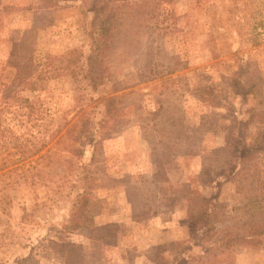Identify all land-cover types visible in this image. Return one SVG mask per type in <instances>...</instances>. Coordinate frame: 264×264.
<instances>
[{
  "label": "rangeland",
  "instance_id": "1",
  "mask_svg": "<svg viewBox=\"0 0 264 264\" xmlns=\"http://www.w3.org/2000/svg\"><path fill=\"white\" fill-rule=\"evenodd\" d=\"M0 116V264H264V0H0Z\"/></svg>",
  "mask_w": 264,
  "mask_h": 264
},
{
  "label": "trees",
  "instance_id": "2",
  "mask_svg": "<svg viewBox=\"0 0 264 264\" xmlns=\"http://www.w3.org/2000/svg\"><path fill=\"white\" fill-rule=\"evenodd\" d=\"M95 35V34H94ZM102 48L100 44L97 45L94 49L91 50L90 56L88 57V60L86 63L89 65V74L88 76L91 78L93 87H97L99 84H101V81L103 80V74H96L95 67L97 66V63L95 60H100ZM71 55L73 53H76L77 50L71 51ZM76 61L72 60L71 58H67L65 64L66 66L63 67V69H66L70 71L73 75H76L77 70L79 69L74 63ZM101 64V62H100ZM28 71L27 69H24V72L22 75L26 74ZM42 76V77H41ZM48 77L47 74H41L38 75L37 78H46ZM22 85L27 86L31 85L33 88L36 86V81L34 80V75L32 77L26 78V80L21 81ZM15 93V92H14ZM117 96H112L108 100L105 101L107 109L110 110L112 105H114V102L116 100ZM7 107L9 114H17V115H26V120L28 121L30 118V113L35 115V121L36 124L40 127V129H43L44 127H48L47 124L43 121L45 115L47 114V107L43 102H32L30 99L22 96L21 94H17V96H14L10 98L7 102ZM15 105L12 110L11 106ZM16 108V109H15ZM3 119L2 116H0V132L4 130L5 127H3ZM27 124V123H26ZM3 127V130L1 128ZM48 129V128H47ZM47 132V131H46ZM1 134V133H0ZM49 137V138H47ZM51 135L50 136H43L41 138L40 142H33L30 143L29 139H26L24 141H20L19 148L22 152V157L26 159L30 155L38 154L42 151L43 148L47 146L48 143L51 141ZM46 153L39 154L40 157L45 156ZM88 195L87 192L84 194L79 195V201L77 204L74 205V210L72 213V218L70 219L71 224L67 226L70 230L80 229L82 227H85V223L93 222V218L89 216L87 213H83L81 210L82 208L85 210L88 204ZM214 201L211 198H204L202 200L201 208L199 209L197 215L195 216L197 219V223L202 224L205 220L207 221L209 219V216L213 215L215 213V204H213ZM208 204L212 205L213 208H208ZM214 205V206H213ZM208 213V215H206ZM82 221V222H81ZM208 227H210V230L214 234H222L219 238V240L216 242V244H219V246H223L226 249L234 250L235 248L251 244L253 237H259L262 233L255 230V228L251 225L248 226L245 231L241 232L240 234H236L230 230H226V228H223L222 230H216V226L211 224V222H207Z\"/></svg>",
  "mask_w": 264,
  "mask_h": 264
}]
</instances>
